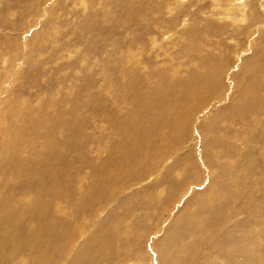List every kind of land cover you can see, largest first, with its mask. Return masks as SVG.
<instances>
[{
    "label": "rangeland",
    "instance_id": "obj_1",
    "mask_svg": "<svg viewBox=\"0 0 264 264\" xmlns=\"http://www.w3.org/2000/svg\"><path fill=\"white\" fill-rule=\"evenodd\" d=\"M225 1L0 0V222L24 208L31 214H15L14 237L41 234L35 251L18 250L39 258L0 264H38L45 250L50 260L39 264H264V0H244L235 12L245 21L225 14ZM203 61L217 75L194 98L202 102L184 130L141 157L157 133L146 92L201 83ZM246 105L243 117H224ZM129 118L130 130L121 129ZM135 130L145 138L129 135ZM17 131L25 143L13 156ZM46 135L58 150L45 147ZM11 157L23 168L18 177ZM43 202L44 219L36 214ZM253 226L263 228L261 246ZM95 233L110 254L89 242Z\"/></svg>",
    "mask_w": 264,
    "mask_h": 264
},
{
    "label": "bare ground",
    "instance_id": "obj_2",
    "mask_svg": "<svg viewBox=\"0 0 264 264\" xmlns=\"http://www.w3.org/2000/svg\"><path fill=\"white\" fill-rule=\"evenodd\" d=\"M36 1V0H35ZM85 1L86 0H79V5L82 7V8H84L85 7V5H86V3H85ZM178 2H183L184 0H177ZM226 3H227V7H224L223 9H224V13L225 14H230V15H232L233 17H239V19H242V20H247L246 19V13H245V11L244 12H241V14H238L237 12H235V11H238L239 12V10H241V8L243 7V8H245V4H244V0L243 1H241V0H226L225 1ZM220 3H222V1H220ZM216 6H219V7H221L220 6V4H216ZM239 9V10H238ZM235 12V13H234ZM252 14V13H251ZM251 16V15H250ZM228 18H230L229 16H228ZM248 18V17H247ZM231 19V18H230ZM238 19V20H239ZM139 46V45H138ZM260 47H261V49H263L264 48V39L262 40V42L260 43ZM163 51V50H162ZM163 54L164 55H168V53L167 52H165V51H163ZM188 54V53H187ZM130 55L131 56H133V57H136L137 55H135V53L132 51V50H130ZM156 56H158V55H156ZM169 56V59H171V56L170 55H168ZM173 59V58H172ZM172 59H171V62L170 63H172V65L174 64L173 63V61H172ZM138 62H140V61H138ZM251 63V62H250ZM258 63V62H257ZM257 63L255 62V64L257 65ZM263 64V63H262ZM203 65H204V68H205V70L206 71H208L206 74H203V76H205V78L203 79V81L201 82V83H199V84H197V85H194L193 86V84H192V82H190L188 85H187V87L185 88V89H183V88H178V89H153V90H150L149 89V91H147L146 92V98H147V100H148V102H147V104L149 103V105L150 106H153V107H156L157 108V112H155V116L149 121V124L151 125V122L152 123H155L154 124V126H150L151 127V130H153V131H156L157 133L155 134V132H154V134L151 136V137H155L154 139H151V141H150V139H149V141H147V142H144V144L142 145L143 146V148H142V146H140L141 147V149H142V151H141V157H145V156H147L148 154H152L153 155V153H155V155H156V152L157 151H159V150H161L162 151V149H164V147H166V145L167 144H169V142L171 141V140H175V137H176V135H180V134H178L179 132H181L182 133V131L184 130V128H185V126H186V122H188V120H189V117H190V115L192 114V111H194L193 110V104L195 103V104H200L202 101H200V100H197V99H201L200 98V95H203L205 92H206V90L208 89V85H209V83H211V75H212V77H215L217 74L216 73H213L214 71H215V68L214 69H211V70H208V68L206 67V63H204V61H203ZM223 65V64H222ZM222 65H218L217 66V69H218V71L219 70H221V68H222ZM256 65L254 66V64H253V66L252 67H249V65L245 68V69H243V71H242V74H241V76H243L244 74H245V71H249V70H252V68L254 69L255 67H256ZM172 67V66H171ZM210 67H212V66H210ZM145 68L147 69V65L145 66ZM145 69V70H146ZM131 70V72H132V69H130ZM205 71V72H206ZM132 73H134V72H132ZM171 74H172V76H175V75H177V68L176 67H174V68H172L171 69ZM159 76V75H158ZM161 76V75H160ZM132 79L130 80V84L128 85L129 86V89L133 92V94H134V100H139L141 97H143V99H144V96L140 93V91H138V90H140L139 88H138V83H140L139 82V80H137V78L136 77H131ZM216 78V77H215ZM215 80V79H214ZM242 84H241V83ZM217 84V83H216ZM263 85H264V82H263ZM238 88H241V90H242V95H241V98H242V96H243V99H242V101L244 100V98H245V96L243 95V90L245 89L244 88V82L241 80V81H239V86H238ZM128 89V90H129ZM125 91H127V90H125ZM127 94V93H126ZM212 94V93H211ZM235 96H237L238 97V95H235ZM195 97H197V99L194 101V98ZM206 98H207V100L210 98V96H208V94H206V96H205ZM173 98H178L177 99V102H178V100H179V98H183V102H182V105H180L179 103H181L180 102V100H179V102H178V104L180 105V106H177L175 103H177V102H175L174 104H172L171 103V101L173 100ZM131 100V99H130ZM142 99H140L139 101H141ZM175 100V99H174ZM236 100V99H235ZM234 100V101H235ZM142 102V101H141ZM240 102V101H239ZM137 103V102H136ZM238 104V103H237ZM236 104V105H237ZM242 105H243V103H242ZM183 106V107H182ZM140 108H141V106H140ZM139 108V109H140ZM155 108V109H156ZM236 107L234 106H232V107H229L228 109H227V111H228V113H227V115H225L224 117L225 118H227V119H231L234 115V112H231V111H233V110H238V111H240V114H239V116L238 117H243L242 115L246 112V110H247V108H249V106L248 105H246L245 106V109L243 110V107H242V110H240V109H238V108H236ZM97 109V108H96ZM154 109V110H155ZM137 110V109H136ZM156 111V110H155ZM150 113H151V111H150ZM139 114V113H138ZM154 114V113H153ZM140 115V114H139ZM138 115V116H139ZM241 115V116H240ZM153 116V115H152ZM151 116V117H152ZM148 118V117H147ZM41 119V118H40ZM263 120H264V118H263ZM148 121V120H147ZM160 121V123H158V125H157V123L156 122H159ZM128 124H123L122 126H121V129H123V128H126L127 127V125H128V128H129V130H130V125L131 124H134V121H133V119L132 118H129L128 119ZM126 122V123H127ZM211 122V121H210ZM144 124V123H143ZM138 126V125H137ZM140 126V125H139ZM142 127V126H141ZM209 127V126H208ZM138 128V127H137ZM143 128V127H142ZM253 130V129H252ZM78 131H80L79 129H78ZM144 131V130H143ZM146 132H144L145 134L147 133L148 135H150L151 134V131L150 130H145ZM18 132V131H17ZM128 132V131H127ZM126 131H124L123 133H127ZM140 132V131H139ZM122 133V134H123ZM144 133H140L141 135H139V133H137V131L135 130V133L134 134H132L131 132H129V135H133V136H140V138H145V134ZM254 133H256V132H254ZM257 133H258V131H257ZM78 134H79V132H78ZM142 135H144V137H141ZM78 136V135H77ZM129 137V136H128ZM178 137V136H177ZM176 137V138H177ZM257 137H258V139H260L261 137L259 136V135H257ZM139 139V138H138ZM138 139H136L137 141H138ZM143 140V139H142ZM145 140V139H144ZM140 141H141V139H140ZM56 142V141H55ZM173 143H174V141H172ZM257 142V141H256ZM16 143H17V146L16 147H14V149H13V152H11L9 149L7 150V152L9 153V154H13V156H15L16 155V151L20 148V147H23L24 146V143H25V139H24V137H23V135H22V131H19L18 133H17V136H16ZM29 144V143H28ZM44 144H45V147L46 148H48V149H51L50 151L51 152H53V145H54V143H53V141H51L50 140V138H47V135H46V138L44 139ZM129 147H132L131 149H133L135 146H136V141H134V142H132V143H130L129 142V145H128ZM128 147V148H129ZM136 147H138V146H136ZM6 148H7V146H6ZM213 148V147H212ZM21 149V148H20ZM54 149H56V150H58L57 148H56V146L54 145ZM130 149V148H129ZM128 149V150H129ZM136 149V148H135ZM134 149V150H135ZM139 149V148H138ZM60 152V151H59ZM127 152V151H126ZM125 152V153H126ZM131 152V151H130ZM129 153V152H128ZM127 153V154H128ZM134 153V152H133ZM7 154V153H6ZM19 154V153H18ZM158 154V153H157ZM134 155V154H133ZM140 155V154H139ZM135 156V155H134ZM138 156V155H137ZM137 156H135V157H137ZM4 158V157H3ZM111 159H112V157H111ZM129 159H132V158H129ZM11 163H9L10 164V166H11V168H12V171H10V173L9 174H12V175H15L16 177H18V176H20V175H22L23 174V168H19L18 167V163L15 161V159L13 158V157H11ZM127 161V160H126ZM29 163V162H28ZM115 163V162H114ZM117 163V162H116ZM137 163V162H136ZM67 164V163H66ZM113 164V163H112ZM130 164H132V163H130ZM117 165V164H116ZM1 166V165H0ZM136 166V165H135ZM27 167L29 168V169H36V166L32 163V162H30L28 165H27ZM10 168V167H9ZM19 168V169H18ZM114 168H116V167H114ZM244 168V167H243ZM2 170H3V168L2 167H0V174L2 173ZM33 170V171H34ZM117 170V169H116ZM122 172L123 173H126L127 174V170H129V168H128V166L127 165H122ZM110 171V170H109ZM242 171H243V169H242ZM29 172H31V170L29 171ZM111 172V171H110ZM113 172V171H112ZM115 173V172H114ZM118 173H119V171H118ZM70 174V173H69ZM107 174V173H106ZM264 174V173H263ZM0 176H2V175H0ZM112 176H113V174H112ZM115 176H116V174H115ZM3 177V176H2ZM109 177V176H108ZM105 178V177H104ZM106 178H107V175H106ZM116 178V177H115ZM237 178H238V175H237ZM6 179V178H5ZM113 179V178H112ZM258 179V178H257ZM263 180H264V175H263V178H262ZM110 180V179H109ZM249 181V180H248ZM259 181V180H258ZM2 182V181H1ZM260 182V181H259ZM24 184H22V186H23ZM51 185V184H50ZM261 185H263V182H262V184ZM4 186V185H3ZM248 186V185H247ZM1 187V186H0ZM38 187V186H37ZM54 187V186H53ZM264 187V186H263ZM50 188V187H49ZM62 188V187H61ZM246 188V187H245ZM251 188V187H250ZM2 188H0V190H1ZM58 189V188H57ZM259 189V188H258ZM32 190V189H31ZM50 190H52V189H50ZM54 190V189H53ZM256 190V189H255ZM35 191V190H34ZM39 191V189H36V191H35V194H33V198L35 199H33V201H34V205H37L38 204V202H39V200H40V198H39V194L41 193L40 191ZM257 191V190H256ZM260 191V190H259ZM60 192V191H59ZM261 192H263V190H261ZM260 192V193H261ZM48 193H50V192H48L47 191V194ZM63 193H64V191H63ZM254 193V192H253ZM259 193V192H258ZM57 194V193H56ZM60 194V193H59ZM58 194V195H59ZM210 194H211V192H210ZM261 195V194H260ZM264 195V194H263ZM257 196V195H256ZM212 197V196H211ZM255 198V197H254ZM258 198V197H257ZM214 200V199H213ZM256 200V199H255ZM258 202V201H257ZM33 205V206H34ZM245 205V204H244ZM254 206V205H253ZM21 207H22V205H21ZM248 207H249V205H248ZM37 208L40 210H37L36 211V214H37V217H40L41 215H42V219H44L45 218V213L47 214V209H46V206H45V203L43 202L41 205H38L37 206ZM245 208H247V204H246V207ZM28 211V212H27ZM246 211V210H245ZM257 211V210H256ZM223 213V212H222ZM15 214H20V215H24V216H26V215H29L30 216V212H29V210H26V209H17V212L15 213ZM15 214H9V215H7L1 222H0V262L1 261H3V260H8V259H10V258H12V257H14V256H21V257H19V262L20 263H23V262H25V261H27V260H29V259H33V261H34V259L35 258H39V255L38 254H36L38 251H36V253H34L32 256H30V255H25V254H23L24 256H22V255H20V254H18V252H20V251H18L19 250V248L20 247H24L23 249L24 250H26L27 251V249L28 250H30V249H32V248H34L36 245H40L41 243L38 241L39 240V237H40V232H36V231H33V230H31V232L29 233V235L27 236V237H25L24 239L25 240H20V239H18L19 237H14V224H15V221H16V219H15ZM252 214V213H251ZM226 217V216H225ZM256 217V216H255ZM254 217V218H255ZM257 217H259V216H257ZM216 219V218H215ZM262 220V219H261ZM214 221V220H213ZM258 222V220L256 221V223ZM242 223V222H241ZM245 223H247V222H245ZM256 223H255V225H256ZM259 224L261 223V221H259L258 222ZM263 223V222H262ZM222 224V223H221ZM258 224V225H259ZM253 225V224H252ZM220 226V225H219ZM218 227V226H217ZM205 228V227H204ZM207 228V227H206ZM210 228V227H209ZM208 228V229H209ZM261 229H263V228H261ZM261 229L259 228V227H256V226H253L252 227V231L255 233H258L259 234V232H262L261 231ZM53 230V229H52ZM200 230V229H199ZM206 230V229H205ZM210 232H211V229L209 230ZM244 231H246V230H244ZM250 231V230H249ZM60 232V231H59ZM200 232V231H199ZM264 232V231H263ZM261 234V233H260ZM260 234H259V236H257L256 237V241H258V245L259 246H261V244H262V239H261V237H260ZM52 235V234H51ZM50 235V236H51ZM190 235V234H189ZM47 236V235H46ZM58 236V235H57ZM236 236V235H235ZM243 236V235H242ZM262 236V235H261ZM263 237V236H262ZM103 239V238H102ZM102 239H101V237L98 235V234H96L95 233V235L91 238V239H89L90 241V243H97V246H98V249H96V251H98V252H100V253H104L105 255H108V253L110 254L111 253V251L113 250V248H112V245L110 244V243H104L103 241H102ZM105 241H107L106 239H105ZM235 241V240H234ZM206 242H208V241H206ZM238 242H239V240H238ZM45 243V242H44ZM47 243V242H46ZM230 243V242H229ZM228 243V244H229ZM237 243V242H236ZM50 244V243H49ZM235 244V243H234ZM52 245V244H51ZM41 246V245H40ZM42 246H43V243H42ZM97 246H96V248H97ZM172 246V245H171ZM214 246V245H213ZM212 246V247H213ZM239 246L240 245H238V248H239ZM242 246H243V244H242ZM248 246V245H247ZM102 247V248H101ZM241 247V246H240ZM244 247V246H243ZM246 247V246H245ZM38 248V247H37ZM43 248H45V246H43ZM52 248V247H51ZM161 248V247H160ZM163 248V247H162ZM235 248V247H234ZM237 248V247H236ZM242 248V247H241ZM95 249V248H94ZM117 249V248H116ZM182 249V248H181ZM246 249V248H245ZM24 250H22V251H24ZM32 250H34L35 251V249H32ZM38 250V249H37ZM118 250H119V248H118ZM179 250H180V248H179ZM183 250V249H182ZM210 250V249H209ZM234 250V249H233ZM235 250H237V249H235ZM46 251L47 250H45V251H42L43 253V257L41 258V260L40 261H38V264L42 261V260H44V258H45V260H46V262H48L49 260H50V254H46ZM50 251V250H49ZM204 251V250H203ZM241 251V250H240ZM261 251V250H260ZM25 253V252H24ZM50 253H51V251H50ZM219 253V252H218ZM233 253H238L237 255H240V256H242L243 255V252L241 253V252H237V251H234ZM39 254H41L40 253V250H39ZM211 254V253H210ZM228 254V253H227ZM247 254V253H246ZM257 254V253H256ZM203 255V254H202ZM216 255V254H215ZM215 255H213V256H215ZM230 255V254H229ZM233 255V254H232ZM264 255V254H263ZM164 256H166V254L164 255L163 254V257ZM205 256V255H204ZM262 256V255H261ZM79 257V256H78ZM83 257V256H82ZM100 257V256H99ZM219 257V256H218ZM231 257H233V256H231ZM239 257V256H238ZM264 257V256H263ZM88 258V257H87ZM200 258H203V257H200ZM208 258V257H207ZM224 258V257H223ZM226 258V257H225ZM224 258V259H225ZM243 258H245V257H242V259ZM209 259V258H208ZM218 259V258H217ZM220 259V258H219ZM223 259V260H224ZM85 260V259H84ZM210 260L212 261V259L210 258ZM209 260V261H210ZM228 260V259H227ZM207 261V260H206ZM232 261V260H231ZM236 261V260H235ZM259 261H260V258H259ZM205 264H207L205 261H203ZM237 262V261H236ZM212 263V262H211ZM36 264V263H35ZM192 264V263H191ZM194 264V263H193ZM222 264V263H221Z\"/></svg>",
    "mask_w": 264,
    "mask_h": 264
}]
</instances>
